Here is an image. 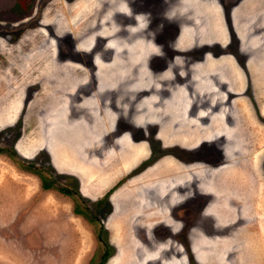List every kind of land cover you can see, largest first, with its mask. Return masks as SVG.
I'll list each match as a JSON object with an SVG mask.
<instances>
[{
	"label": "rangeland",
	"instance_id": "374dc122",
	"mask_svg": "<svg viewBox=\"0 0 264 264\" xmlns=\"http://www.w3.org/2000/svg\"><path fill=\"white\" fill-rule=\"evenodd\" d=\"M0 148V264H264V0H0Z\"/></svg>",
	"mask_w": 264,
	"mask_h": 264
},
{
	"label": "trees",
	"instance_id": "16d2710c",
	"mask_svg": "<svg viewBox=\"0 0 264 264\" xmlns=\"http://www.w3.org/2000/svg\"><path fill=\"white\" fill-rule=\"evenodd\" d=\"M2 151H4V149L3 148H0V152H2ZM8 152H9V155L10 156H12V157L15 158L16 152L14 151L13 148H10L8 150ZM19 161H20V166L22 168L28 170L29 172H32V173L38 175V177L40 179V185H41V187L43 189H49V188L52 187V185H54L53 182L49 181V179L46 178V176L43 173V168L42 167L35 166V163L33 161H29V160L26 161V160H22V159H20ZM60 189H61L62 192L66 193V194H69V195H72V196H74V195L79 196V193L77 191H71V190L66 189V188H60ZM80 198H82V197H80ZM104 200L106 201V198L105 197L99 199L97 201V203H96V206L97 207L101 206V203ZM73 210H74L75 213H81L79 211V209H77V207H74ZM100 228H101L100 229L101 231L99 232L98 238H101L102 237V234L105 233V231L103 230L104 229L103 226H100ZM100 241H102V240L100 239ZM103 248L104 249H103V252H102V257H101L102 259H101L100 264L104 263L105 260H106V258L111 253V251H113L112 247L107 242L103 243Z\"/></svg>",
	"mask_w": 264,
	"mask_h": 264
},
{
	"label": "crops",
	"instance_id": "0c3cea01",
	"mask_svg": "<svg viewBox=\"0 0 264 264\" xmlns=\"http://www.w3.org/2000/svg\"><path fill=\"white\" fill-rule=\"evenodd\" d=\"M195 68H196V70H199V69H201V66H196ZM244 237H245V238L242 239V241L240 240V241H241L240 243H251L250 240H249V238H247V235H244ZM201 242H202V241H201ZM201 242H200V243H201ZM252 243H254V242H252ZM216 244H217V243H216ZM215 248H217V247H215ZM215 248H214V249H215ZM250 253H251V252H250ZM250 253L248 252V257L250 256ZM251 254H252V253H251ZM254 255H256V254H254ZM244 256H245V254H244ZM254 261H255V258H254Z\"/></svg>",
	"mask_w": 264,
	"mask_h": 264
},
{
	"label": "flooded vegetation",
	"instance_id": "af4514ba",
	"mask_svg": "<svg viewBox=\"0 0 264 264\" xmlns=\"http://www.w3.org/2000/svg\"><path fill=\"white\" fill-rule=\"evenodd\" d=\"M116 127V125H114V128ZM123 132V131H122ZM122 132H120V133H122ZM125 132V131H124ZM145 165V164H144ZM143 165V166H144ZM148 167V165L147 166H144L142 169H146ZM97 203V202H96ZM105 203H106V201L104 200L102 203H101V206H99V207H97V208H102L104 205H105Z\"/></svg>",
	"mask_w": 264,
	"mask_h": 264
},
{
	"label": "bare ground",
	"instance_id": "6f19581e",
	"mask_svg": "<svg viewBox=\"0 0 264 264\" xmlns=\"http://www.w3.org/2000/svg\"><path fill=\"white\" fill-rule=\"evenodd\" d=\"M79 5V4H78Z\"/></svg>",
	"mask_w": 264,
	"mask_h": 264
}]
</instances>
